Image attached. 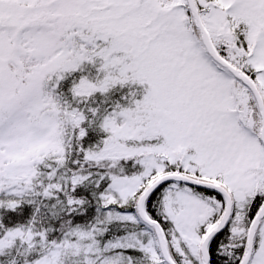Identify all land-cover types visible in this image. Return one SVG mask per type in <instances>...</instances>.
I'll use <instances>...</instances> for the list:
<instances>
[{"label": "snow or ice", "instance_id": "snow-or-ice-1", "mask_svg": "<svg viewBox=\"0 0 264 264\" xmlns=\"http://www.w3.org/2000/svg\"><path fill=\"white\" fill-rule=\"evenodd\" d=\"M0 264H264V0H0Z\"/></svg>", "mask_w": 264, "mask_h": 264}]
</instances>
